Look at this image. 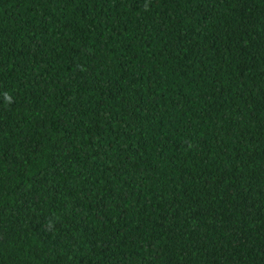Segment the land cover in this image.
Here are the masks:
<instances>
[{"label": "trees", "instance_id": "16d2710c", "mask_svg": "<svg viewBox=\"0 0 264 264\" xmlns=\"http://www.w3.org/2000/svg\"><path fill=\"white\" fill-rule=\"evenodd\" d=\"M0 264H264V0H0Z\"/></svg>", "mask_w": 264, "mask_h": 264}]
</instances>
